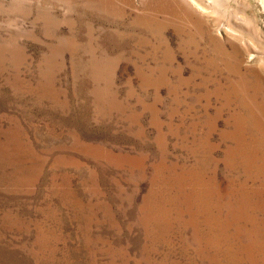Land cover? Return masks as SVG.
<instances>
[{
	"label": "rangeland",
	"instance_id": "obj_1",
	"mask_svg": "<svg viewBox=\"0 0 264 264\" xmlns=\"http://www.w3.org/2000/svg\"><path fill=\"white\" fill-rule=\"evenodd\" d=\"M0 264H264V0H0Z\"/></svg>",
	"mask_w": 264,
	"mask_h": 264
},
{
	"label": "bare ground",
	"instance_id": "obj_2",
	"mask_svg": "<svg viewBox=\"0 0 264 264\" xmlns=\"http://www.w3.org/2000/svg\"><path fill=\"white\" fill-rule=\"evenodd\" d=\"M199 8H203L204 7V5H202V3H195Z\"/></svg>",
	"mask_w": 264,
	"mask_h": 264
}]
</instances>
